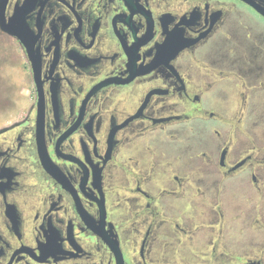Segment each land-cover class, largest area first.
I'll return each mask as SVG.
<instances>
[{
	"label": "flooded vegetation",
	"instance_id": "1",
	"mask_svg": "<svg viewBox=\"0 0 264 264\" xmlns=\"http://www.w3.org/2000/svg\"><path fill=\"white\" fill-rule=\"evenodd\" d=\"M262 34L264 0H4L0 264H264L224 202L264 188Z\"/></svg>",
	"mask_w": 264,
	"mask_h": 264
},
{
	"label": "rangeland",
	"instance_id": "2",
	"mask_svg": "<svg viewBox=\"0 0 264 264\" xmlns=\"http://www.w3.org/2000/svg\"><path fill=\"white\" fill-rule=\"evenodd\" d=\"M259 41L262 46L261 55L264 56V34L259 36ZM260 77V79L264 81V71ZM258 89H260V87H257L256 90ZM238 96L239 93L236 90L232 89H230L229 93L227 92L226 94V98L228 99V103L230 104L229 109L231 113L232 111H234V113L237 112ZM251 96L252 98L250 102L248 101V105L245 109V113L248 114V117L246 118L244 128L250 133L251 136H254L259 144H261V146L264 148V89L253 92ZM253 123L256 124L254 125ZM237 182L238 180L231 181V186H229V190L225 193L224 196L227 213L229 214V218L226 220L225 225V236L230 244H234L237 242V238L241 236V234H238V232H246L242 235V237L248 238L251 219L250 217H248L246 205L250 204L251 201L255 200L257 204H260V206L257 207L256 213L257 215L260 214V216L262 217L260 219L264 222V188H262L261 193L259 194L255 193L246 182L245 184L240 185L233 184ZM247 198L250 199L249 202L246 200ZM233 215L239 216L236 220H233L231 217Z\"/></svg>",
	"mask_w": 264,
	"mask_h": 264
},
{
	"label": "water",
	"instance_id": "3",
	"mask_svg": "<svg viewBox=\"0 0 264 264\" xmlns=\"http://www.w3.org/2000/svg\"><path fill=\"white\" fill-rule=\"evenodd\" d=\"M0 2L3 4L4 3V0H0ZM1 3H0V5H1Z\"/></svg>",
	"mask_w": 264,
	"mask_h": 264
}]
</instances>
